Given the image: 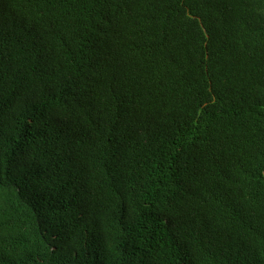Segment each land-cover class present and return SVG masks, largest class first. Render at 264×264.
Here are the masks:
<instances>
[{"label": "trees", "instance_id": "obj_1", "mask_svg": "<svg viewBox=\"0 0 264 264\" xmlns=\"http://www.w3.org/2000/svg\"><path fill=\"white\" fill-rule=\"evenodd\" d=\"M0 264H264V0H0Z\"/></svg>", "mask_w": 264, "mask_h": 264}]
</instances>
